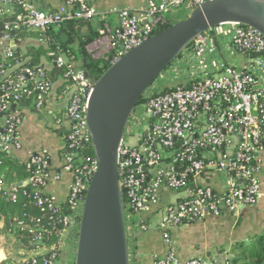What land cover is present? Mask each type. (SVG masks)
Returning <instances> with one entry per match:
<instances>
[{
	"label": "built area",
	"instance_id": "obj_1",
	"mask_svg": "<svg viewBox=\"0 0 264 264\" xmlns=\"http://www.w3.org/2000/svg\"><path fill=\"white\" fill-rule=\"evenodd\" d=\"M59 10H43L34 0H1L0 41L16 31L47 33L51 27L68 21L98 17L100 35L108 39L111 64L153 37L165 22V15L180 9L193 11L212 0H143L139 15L113 10L119 26L112 28L105 14L98 13L87 0H60ZM16 5L21 13H18ZM13 21H2L3 17ZM47 43L46 40L40 39ZM10 45V44H9ZM14 43L0 56V151L21 149L18 129L24 112L44 110L52 85L49 71L42 65L24 66L16 60ZM52 64L63 72L71 96L65 114L70 128L62 151V170L73 175L65 202L60 203L45 189L61 179L52 172L49 157L30 153L26 162L35 173L25 183L7 185L0 181V196L16 202L18 191L32 185L33 204L46 213L33 220V243L28 259L46 256L42 247L45 234H55L68 243L76 256L87 190L98 170V160L84 150L92 146L88 127V103L96 80L75 67L59 48L49 52ZM9 58L14 61L8 62ZM72 58V57H71ZM32 99L29 104L28 100ZM264 170V35L235 23L214 27L198 36L157 77L134 107L119 151V180L125 217L132 219L148 211L160 199V192L190 190L188 196L163 211L159 225L169 250L154 264H180L171 232L206 216H219L223 210L236 213L240 207L255 204L261 194L260 172ZM216 176L225 186L216 190L202 185V179ZM27 195V192H24ZM124 194L126 201H124ZM22 227L23 222H18ZM151 226V225H150ZM55 247L51 248L54 251ZM59 264L56 252L42 260ZM185 264H211L193 259Z\"/></svg>",
	"mask_w": 264,
	"mask_h": 264
},
{
	"label": "crops",
	"instance_id": "obj_2",
	"mask_svg": "<svg viewBox=\"0 0 264 264\" xmlns=\"http://www.w3.org/2000/svg\"><path fill=\"white\" fill-rule=\"evenodd\" d=\"M43 10H59L62 7L60 0H34ZM98 13L107 16V22L112 28L119 26V17L113 10H127L132 15H139L145 9L143 0H87ZM1 2V0H0ZM102 20L98 17L89 20L80 29L83 39L98 34V38L86 47L87 52L94 58H103L112 52L107 45L108 39L100 35ZM66 35V34H65ZM1 36V34H0ZM68 37L64 43L68 42ZM14 43L16 49L26 53L28 47H47V43L40 38H27L25 40L0 41V56L4 57L7 47ZM10 44V45H9ZM76 42L70 47L77 50ZM48 56V55H47ZM75 67L82 68V62L70 57ZM40 65L52 70L54 65L49 57L41 59ZM61 77L54 82L47 97L45 108L38 113L33 108L24 112V119L18 129L21 149L11 152V156L21 163L29 160L30 153H42L50 159L52 172H60L61 179L50 184L45 193L63 203L68 197L73 175L62 170L61 153L67 139L70 121L65 114L66 105L71 96L70 84L64 86ZM261 194L253 205L242 206L239 210L230 214L223 210L219 216H206L195 223L177 227L172 230V239L180 264L193 259L205 260L211 264H228L229 254L235 244L251 246L252 239L264 235V170L259 174ZM202 185L209 184L216 190H223L221 179L216 176L202 179ZM190 190L171 191L168 189L160 192V199L153 203L148 211L138 213L132 219L126 220L130 264H154L158 259L166 257L169 247L162 236L159 225L164 217L166 207L173 205L182 198L188 196ZM151 225V226H150ZM0 224V230L2 229ZM5 239L0 237V264L8 260L5 249ZM3 244V245H2ZM68 243L67 251L62 255L59 264H73L75 255Z\"/></svg>",
	"mask_w": 264,
	"mask_h": 264
},
{
	"label": "water",
	"instance_id": "obj_3",
	"mask_svg": "<svg viewBox=\"0 0 264 264\" xmlns=\"http://www.w3.org/2000/svg\"><path fill=\"white\" fill-rule=\"evenodd\" d=\"M235 23L264 35V0H212L132 49L96 80L88 127L98 160L86 193L74 264H130L119 151L134 107L157 77L204 32ZM66 35H61L64 42Z\"/></svg>",
	"mask_w": 264,
	"mask_h": 264
},
{
	"label": "trees",
	"instance_id": "obj_4",
	"mask_svg": "<svg viewBox=\"0 0 264 264\" xmlns=\"http://www.w3.org/2000/svg\"><path fill=\"white\" fill-rule=\"evenodd\" d=\"M14 6L15 9L17 8L18 13H21V10H19L16 5ZM189 14V10L185 9L169 12L165 15V22L155 29L153 35H157L177 22L187 19ZM1 20L13 21L14 17H3ZM88 22L89 20L84 19L68 21L60 26L51 27L47 33L43 35L39 32L30 31L11 32L9 34L11 40L21 41L27 38H40L47 42V47L31 46L26 49V53H22L19 49H15L14 57L16 60L25 62L24 66L37 67L40 65L42 58L48 57L47 55L49 52H53L59 48L68 58L76 55L82 62V69L86 75L93 80H98L112 65V53H109L103 58H94L92 54L87 52V45L98 38V34H92L83 39L84 36L80 34V29ZM62 34L67 35L69 39L67 43L61 40ZM75 42L77 43V50L70 47V44ZM8 62L14 63L10 58ZM62 75L63 72L56 67L49 71L51 83L57 81ZM64 86H67V84H64ZM31 102L32 99H29L28 103L30 104ZM84 151V154L89 159L96 158L93 146H88ZM11 154L12 153L0 151V181L7 185H19L27 182L35 173V167L29 168L26 163L19 162L11 156ZM32 188V185L28 184L26 187L19 189L18 200L16 202L6 201L3 196H0V224L3 225L0 230V237L2 236L5 239V249L8 254V260L4 264H33V261L28 259L31 251L36 247L33 243V220L41 218L45 226L49 222V220L43 219L46 217V213L40 212V210L34 206L31 197V193L33 192ZM24 192H27V195H25ZM124 201H126L125 194ZM18 222H23L24 226L18 227ZM64 245L65 240L58 238L55 234H45L42 247L48 249L47 255L36 257V264H43L42 260L53 252H56L58 258L61 260L65 247ZM53 246L55 250L51 251ZM229 254L231 257L228 260V264H264V235L254 237L249 247L241 243L235 244Z\"/></svg>",
	"mask_w": 264,
	"mask_h": 264
},
{
	"label": "rangeland",
	"instance_id": "obj_5",
	"mask_svg": "<svg viewBox=\"0 0 264 264\" xmlns=\"http://www.w3.org/2000/svg\"><path fill=\"white\" fill-rule=\"evenodd\" d=\"M191 12H192V11L189 10V13H190V14H191ZM190 14H189V15H190ZM2 245H3V244H2ZM4 245H5V243H4ZM74 260H75V258H74ZM73 262H74V261H73ZM73 264H74V263H73Z\"/></svg>",
	"mask_w": 264,
	"mask_h": 264
}]
</instances>
